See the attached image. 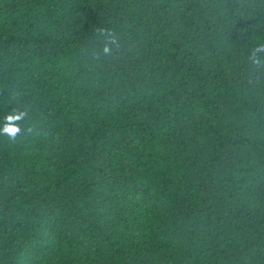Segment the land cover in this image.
Wrapping results in <instances>:
<instances>
[{
    "label": "trees",
    "instance_id": "1",
    "mask_svg": "<svg viewBox=\"0 0 264 264\" xmlns=\"http://www.w3.org/2000/svg\"><path fill=\"white\" fill-rule=\"evenodd\" d=\"M0 264H264V0H0Z\"/></svg>",
    "mask_w": 264,
    "mask_h": 264
},
{
    "label": "clouds",
    "instance_id": "2",
    "mask_svg": "<svg viewBox=\"0 0 264 264\" xmlns=\"http://www.w3.org/2000/svg\"><path fill=\"white\" fill-rule=\"evenodd\" d=\"M20 117H9L8 119L9 120H12V119H19ZM9 129H14V131H9ZM19 131V129L18 128H16V127H6L5 128V132H7V133H10L11 135H15L17 132Z\"/></svg>",
    "mask_w": 264,
    "mask_h": 264
},
{
    "label": "snow or ice",
    "instance_id": "3",
    "mask_svg": "<svg viewBox=\"0 0 264 264\" xmlns=\"http://www.w3.org/2000/svg\"><path fill=\"white\" fill-rule=\"evenodd\" d=\"M9 131H14V129H9Z\"/></svg>",
    "mask_w": 264,
    "mask_h": 264
}]
</instances>
